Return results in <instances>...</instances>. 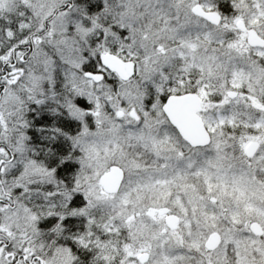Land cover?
Wrapping results in <instances>:
<instances>
[{"label":"snow or ice","instance_id":"6c2138e0","mask_svg":"<svg viewBox=\"0 0 264 264\" xmlns=\"http://www.w3.org/2000/svg\"><path fill=\"white\" fill-rule=\"evenodd\" d=\"M237 177L264 194V0H0V264H264ZM165 188L215 248L187 209L179 247H129Z\"/></svg>","mask_w":264,"mask_h":264},{"label":"rangeland","instance_id":"374dc122","mask_svg":"<svg viewBox=\"0 0 264 264\" xmlns=\"http://www.w3.org/2000/svg\"><path fill=\"white\" fill-rule=\"evenodd\" d=\"M188 191L189 194L184 197L183 205H181L180 199H176L178 190L175 188L172 189L171 198L168 197L165 188L160 191L145 192L144 199L134 200V207L129 211L128 223L125 225L126 228L130 226L128 231L129 247L143 249L147 256L154 250L157 238L167 230L165 216L160 215L159 212L178 217L179 227L172 233L167 230V234L174 241L171 247H179L180 234L183 233L187 236L188 230L187 224L183 223L185 209L188 210L187 216L192 221L193 236L205 242L207 237L214 233L212 220L210 217H205L203 209L192 207L188 201L194 197L191 190ZM218 198H223L225 207L236 210L238 218H243L245 221L255 219L264 223V213L258 206L264 202V194L256 191L251 185H245L240 177L236 178V182L227 191L221 186Z\"/></svg>","mask_w":264,"mask_h":264},{"label":"water","instance_id":"95a60500","mask_svg":"<svg viewBox=\"0 0 264 264\" xmlns=\"http://www.w3.org/2000/svg\"><path fill=\"white\" fill-rule=\"evenodd\" d=\"M175 104L176 107L185 114V116H189L190 114L194 115V111H193L194 106L192 105L191 102L181 99V100H177ZM188 123H191V121L188 120ZM193 131L195 133V129H193ZM165 223L169 229H174L177 224V218L173 215H168L165 219ZM218 243H219V238L215 233H213L207 238L205 245L208 248L212 249L215 248Z\"/></svg>","mask_w":264,"mask_h":264},{"label":"flooded vegetation","instance_id":"af4514ba","mask_svg":"<svg viewBox=\"0 0 264 264\" xmlns=\"http://www.w3.org/2000/svg\"><path fill=\"white\" fill-rule=\"evenodd\" d=\"M160 213V215H162V216H165V217H167L168 215H173V214H166V213H164V212H159ZM175 216V215H174ZM177 217V216H176ZM179 227V221H178V217H177V224H176V226H175V228L174 229H168L167 228V230L169 231V232H175L176 231V229ZM146 254H145V259H146Z\"/></svg>","mask_w":264,"mask_h":264}]
</instances>
